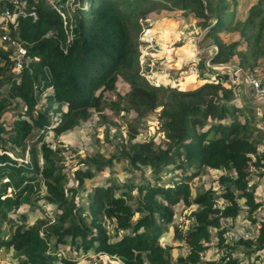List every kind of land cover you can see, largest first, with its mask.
Instances as JSON below:
<instances>
[{
	"label": "trees",
	"instance_id": "trees-1",
	"mask_svg": "<svg viewBox=\"0 0 264 264\" xmlns=\"http://www.w3.org/2000/svg\"><path fill=\"white\" fill-rule=\"evenodd\" d=\"M242 1L249 0H217L214 5L204 0H76L67 12L59 0H26L36 18L18 16L8 24L11 37L26 48L19 70H12V52L0 46V218L11 222V211L27 205L19 212L26 220L42 209L39 200L54 209L30 224L15 225L8 237L0 238V247L13 250L15 264H74L71 252L89 251L123 264H242L234 249L242 246L248 255L264 249V217L255 213L263 202L255 196L257 182H250L264 174V135L255 134L258 122L242 118L252 109L251 103L235 98L242 84L226 86L227 70L192 89L154 84L139 64V36L149 26L147 14L181 9L199 16L203 27L209 26L205 35L212 36L216 45L211 62H233L244 71L252 70L259 63L256 52L238 48L239 40L228 42L220 36ZM250 1L249 13L260 0ZM241 36L249 37L246 32ZM119 78L129 86L119 95L125 106L104 95ZM14 102L21 108L7 118ZM158 106L164 131L160 142L132 141L128 151L120 152L130 160L131 169L144 165L153 179L95 183L79 204L76 196L86 190V179L111 166L114 156L80 158L72 169L76 184L67 185L64 155L46 140V132L71 129L91 109L144 114ZM164 167L172 173L167 178L161 174ZM204 169L223 170L217 177L220 192L209 185L192 193L190 180ZM219 197L222 205L217 204ZM180 202L196 207L187 228L173 225V237L186 245L185 253L173 257L174 246L160 239ZM243 211L258 224L257 233L229 242L224 232L230 226H222L220 220H233ZM213 227L223 252L218 259H204L201 254L208 248Z\"/></svg>",
	"mask_w": 264,
	"mask_h": 264
},
{
	"label": "rangeland",
	"instance_id": "rangeland-1",
	"mask_svg": "<svg viewBox=\"0 0 264 264\" xmlns=\"http://www.w3.org/2000/svg\"><path fill=\"white\" fill-rule=\"evenodd\" d=\"M59 1L63 3L67 12L71 11L76 4V0ZM249 1L239 2L235 6L233 15H231L232 21L225 30L220 32V36L228 42L239 40L241 43L238 48H250L256 52L259 58L256 67L260 70L256 75L260 77L261 74H264V0H260L256 6L251 7L250 13ZM252 1L254 0L250 2ZM204 2L214 5L217 0H204ZM208 21L210 24L213 23L212 18ZM146 23L149 26L143 28L139 36V64L140 71L150 82L192 89L208 79L214 78L217 71L228 70L229 75L224 80V84L233 86L241 83L242 85L237 90L235 98L242 103L248 102L252 105V109L247 110L242 118H250L256 124L258 122L260 127L255 131V134L264 135V91L257 92L253 90L245 78L241 80L245 76H237V78L231 76L236 66L233 62L219 64L211 62L210 56L215 52L216 45L212 36L205 35L209 26L203 27L202 19L199 16L181 9H156L147 14ZM241 32H246L249 37L243 39ZM5 48H8V46H5ZM204 76L208 77L205 78ZM1 90L5 91V86H1ZM128 90V84L119 78L116 87L111 91H106L104 95L108 100L120 101L119 105L125 106L124 99L120 98L119 95L125 94ZM20 108V102L12 103L6 113L7 118L12 114H16ZM160 109L161 106H158L153 111L144 114L122 108L105 107L102 113L91 109V114L71 129L60 134H55L51 130L46 132V140L61 148L64 155V171L68 176L67 185L74 186L76 184L73 180L72 169L79 164L80 158H84L85 155L97 156L99 154L104 157L114 156L111 166L97 171L91 179H86V190H79L76 196L79 204L86 201L87 189L95 183H109L112 181L139 183L153 179V173L144 165L134 168V170L131 169L130 160L120 152L122 149L128 151L132 141L153 140L160 142V139L164 137V131L161 129L162 119L158 115ZM26 157L28 158L27 155ZM221 172H223L221 169H204L200 171L198 175L190 180L192 193L194 194L197 190L209 185L214 186L217 192H220L221 186L217 182V177ZM161 174L164 178H167L172 173L168 167H164ZM253 180L257 182L255 196L263 202L255 212L260 218L264 217V174L261 176L255 175L250 182ZM40 192L43 193V190ZM136 192L137 190L133 189V194H136ZM38 202L42 204V209L37 210V213L34 214L28 213L29 216L26 220L22 218L19 212H21L20 210H27V205H23L19 211H11L9 217L12 220L11 222L0 218V238L8 237L15 225L21 222L30 224L37 217H43L45 211L49 212L54 209V205L45 203L42 200ZM217 204H223L221 197L218 198ZM195 207V205L186 206L183 202L174 206V220L160 239L162 243H169L174 246L171 249L173 257L186 251L184 242L173 237V225L187 228L192 222L189 217L190 212ZM245 214V211H243L233 220L229 218L220 220L222 226H230L228 229L236 237L233 239L225 236V231V239L229 242H233L241 236L244 238L255 237L258 224L251 223L244 217ZM106 224L111 229L112 224L108 220H106ZM216 232V227L211 228L212 236L208 242V248L203 251L202 257L204 259H218L223 252L222 249L218 248ZM68 250V245L64 246L62 253L67 254ZM13 254L11 248L1 246L0 264H15L17 258ZM233 255L239 258L242 264H264V249L248 255L245 248L239 246L233 250ZM70 256L77 260L74 264H123L120 260L105 253L71 252Z\"/></svg>",
	"mask_w": 264,
	"mask_h": 264
},
{
	"label": "built area",
	"instance_id": "built-area-1",
	"mask_svg": "<svg viewBox=\"0 0 264 264\" xmlns=\"http://www.w3.org/2000/svg\"><path fill=\"white\" fill-rule=\"evenodd\" d=\"M25 15L32 16L33 19L36 18V12L27 7L26 0H0V46L4 49H9L12 52V70L14 71L19 70L22 67L26 48L19 40L11 37L8 24L14 22L18 16ZM5 46H8V48H5ZM233 71L234 72L231 76H235V78H237V76H245L241 80L245 78L250 86H252L253 90L257 92L264 91V74H261L262 76L260 77L256 75L260 72L258 67H255L250 71H244L242 67L235 66ZM228 230H226L225 236L235 239V235ZM201 255L203 256V253Z\"/></svg>",
	"mask_w": 264,
	"mask_h": 264
}]
</instances>
